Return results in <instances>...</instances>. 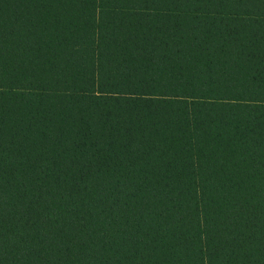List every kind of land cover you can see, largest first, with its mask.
I'll return each instance as SVG.
<instances>
[{"label":"trees","instance_id":"16d2710c","mask_svg":"<svg viewBox=\"0 0 264 264\" xmlns=\"http://www.w3.org/2000/svg\"><path fill=\"white\" fill-rule=\"evenodd\" d=\"M0 264H264V0H0Z\"/></svg>","mask_w":264,"mask_h":264}]
</instances>
